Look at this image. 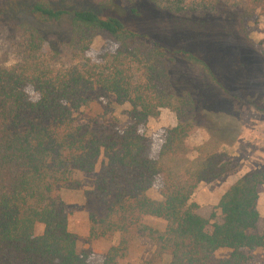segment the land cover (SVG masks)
I'll return each mask as SVG.
<instances>
[{"label":"trees","instance_id":"16d2710c","mask_svg":"<svg viewBox=\"0 0 264 264\" xmlns=\"http://www.w3.org/2000/svg\"><path fill=\"white\" fill-rule=\"evenodd\" d=\"M146 1L155 7L150 0H102L97 10L35 3L30 13L42 22L69 19V38L59 44L29 25L18 27V61L0 66V264H117L136 240L154 247L142 264H166V257L167 264H248L250 252L264 249V218L260 233L257 209L264 170L231 185L215 207L218 214L210 219L197 214L191 199L199 185L233 170L224 151L233 135L216 132L201 145L188 146L202 126L192 94L172 81L175 58L230 93L199 53L168 48L131 24ZM259 10L264 15V0H251L238 15L243 32L245 20ZM97 38L106 43L93 55ZM104 102L128 104L130 124L120 129L108 111L86 121L77 118ZM162 109L173 113L177 124L163 132L153 158L154 142L145 131ZM76 173H96L93 189L84 193L93 204L88 241L117 238L101 261L80 253L68 231L61 192L79 188ZM157 182L162 201L148 195ZM148 217L164 221L165 229L146 225ZM36 225L43 226L40 236ZM223 249L229 256L216 258Z\"/></svg>","mask_w":264,"mask_h":264},{"label":"rangeland","instance_id":"374dc122","mask_svg":"<svg viewBox=\"0 0 264 264\" xmlns=\"http://www.w3.org/2000/svg\"><path fill=\"white\" fill-rule=\"evenodd\" d=\"M41 0H0V66L10 67L17 63L16 49L19 42L18 27L29 25L37 29L48 42L59 44L70 35L69 19L59 22H42L30 13L32 6ZM60 8L99 9L102 0H46ZM155 7L140 8L133 26L158 39L168 48H182L199 53L221 78L230 96H226L208 78L200 76L183 60L175 58L172 81L178 90L189 91L199 108L200 129L188 138V146L208 140L210 134L222 132L232 134L229 146L224 151L229 155L233 170L210 184L199 185L191 201L199 206L197 214L210 219L220 197L243 175L264 170V15L261 10L246 19L243 32L237 17L249 6L251 0H150ZM180 10V11H179ZM106 43L105 38L95 39L92 53L96 55ZM27 93L32 100L36 95L31 89ZM91 115H76L86 121L104 111L110 113L120 129L130 124L127 112L129 105L115 106L110 102L95 104ZM163 110V109H162ZM161 112V111H160ZM156 119L148 121L145 134L154 142L152 157L156 158L162 142L163 132L177 124L175 115L168 110ZM174 126V127H175ZM221 133V134H222ZM201 145V144H200ZM199 146V145H198ZM101 160L96 167L99 170ZM76 173L80 186L77 190L64 189L61 192L68 215V231L77 238V249L88 253L90 258L101 261L108 249L116 245L111 241H88V214L93 204L84 193L93 189L95 175ZM160 183L149 191L151 199L157 198ZM257 209L260 214L258 231L261 233L264 218V194L261 189ZM145 224L159 231L165 229V222L146 218ZM35 235L43 233V226L36 225ZM153 244L147 240H136L126 259L117 264H142L153 252ZM229 250L215 253L218 259L226 258ZM248 264H264V249L250 252ZM166 264L169 258H165Z\"/></svg>","mask_w":264,"mask_h":264},{"label":"crops","instance_id":"0c3cea01","mask_svg":"<svg viewBox=\"0 0 264 264\" xmlns=\"http://www.w3.org/2000/svg\"><path fill=\"white\" fill-rule=\"evenodd\" d=\"M164 110H165V109L161 110L160 113H163ZM160 115H161V114H160ZM174 126H175V125H173L172 127H174ZM200 144H202V142H201V143H197V146L200 145ZM201 185H203V184H201ZM153 200H156V201H162V198H161V196H158L157 198H154ZM148 218L151 219V217H148Z\"/></svg>","mask_w":264,"mask_h":264}]
</instances>
